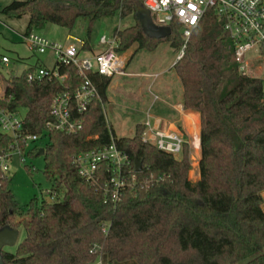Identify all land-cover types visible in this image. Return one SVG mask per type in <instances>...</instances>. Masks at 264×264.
Returning <instances> with one entry per match:
<instances>
[{
    "label": "trees",
    "instance_id": "16d2710c",
    "mask_svg": "<svg viewBox=\"0 0 264 264\" xmlns=\"http://www.w3.org/2000/svg\"><path fill=\"white\" fill-rule=\"evenodd\" d=\"M142 5L143 0H24L0 13L11 19L28 15L25 34H30L48 23L71 29L80 18L92 25L116 13L136 20ZM171 29L164 40L149 39L136 20L115 32L117 51L125 53L134 45L153 51L168 41L179 53L185 40L178 24ZM84 50H91L89 42ZM174 69L184 108L200 115L201 179L195 183L188 178L189 145L178 159L144 144L141 125L132 138L116 136L104 113L111 78L90 74L101 101L93 100L82 115L73 110V120H82L83 126L69 135L46 126L53 120L54 99L84 83L76 67L59 68L68 76L64 82L44 78L29 83V70L8 82L0 74L6 82L0 108L12 113L26 109L23 133L46 140L44 174L54 199L35 198L20 206L10 190L11 178L0 168V229L26 231L15 253L2 252L4 264H94L98 259L102 264H264V80L239 72L232 41L212 10L193 31ZM113 140L130 160L118 203L105 193L110 179L106 164L96 180L82 177L75 164L77 156L102 150ZM17 146L24 150L20 139L0 132V156ZM42 148L26 155L35 157ZM136 161L142 165L139 172Z\"/></svg>",
    "mask_w": 264,
    "mask_h": 264
},
{
    "label": "built area",
    "instance_id": "2783aa9c",
    "mask_svg": "<svg viewBox=\"0 0 264 264\" xmlns=\"http://www.w3.org/2000/svg\"><path fill=\"white\" fill-rule=\"evenodd\" d=\"M143 6L150 12L155 25L170 28L172 24L180 26L185 45L179 52L178 60L183 57L186 43L193 31L199 26L206 13L212 10L217 19L223 23L224 31L232 41L234 59L238 64L239 72L244 76L264 80V72L260 76L252 75L253 63L264 62V0H143ZM22 38L31 51L39 54L48 51L55 61L53 69L40 66L29 69L27 72L29 83L44 78L64 82L68 76L59 73V68L63 65L76 67L84 80L75 91L67 88L54 99L50 112L53 120L46 126L49 132L57 131L70 135L82 129L83 121L73 120V110L82 115L87 112L93 100L101 101L99 89L90 74H98L105 78L127 75L125 70L128 57L117 51L119 44L116 34L112 39L103 36L100 40L101 51L93 53L89 58L81 55V52L85 51V42H82L81 46L76 43L68 45L51 43L35 31L24 34ZM0 59L4 70L7 71L11 59L8 56H2ZM259 69L264 70L261 66ZM2 94L4 96L5 89ZM24 119L25 117H21L17 112L12 113L0 108V132L12 139H20L24 144V150L17 146L14 152L0 156V168L4 172L9 171L8 162L13 153L18 152L24 161L28 151L27 145L38 144L40 147L41 140L38 136L23 133ZM142 126L144 131L141 139L144 144L152 145L175 158L182 155L185 145H189L185 132L180 127L170 129L160 120L152 118L150 113H147ZM75 164L80 175L87 180H96L98 169L106 164L110 179L106 182L105 193L113 203L120 201V192L126 185L125 170L130 166V160L116 147L114 140L112 145L102 150L77 156ZM94 264H102L101 259Z\"/></svg>",
    "mask_w": 264,
    "mask_h": 264
},
{
    "label": "rangeland",
    "instance_id": "374dc122",
    "mask_svg": "<svg viewBox=\"0 0 264 264\" xmlns=\"http://www.w3.org/2000/svg\"><path fill=\"white\" fill-rule=\"evenodd\" d=\"M21 1L24 0H0V11L13 2ZM28 20V15L22 19H11L0 13V55H8L11 59L7 71L13 77L20 76L25 68L31 65L37 64L50 69L55 67L51 53L47 51L45 54H39L31 51L23 41ZM135 24L133 15L122 18L120 13H116L114 16L99 19L92 25L88 18H80L71 29L48 23L43 30L35 32L51 43L63 45L76 43L81 46L82 42H89L92 51L81 52L82 57L89 58L93 53L101 51L100 40L103 36L112 39L117 30H124ZM123 54L129 60L125 70L127 75H115L111 79L106 94L109 102L104 105V113L108 125L118 138H132L136 133V125L146 119L147 112L155 116L159 109L167 108L163 101L156 97L160 96L168 100L164 97V88H171L172 102L182 100V84L174 69L179 53L172 48L170 42L163 41L153 51L138 50V46L134 45ZM259 66L264 69V62L253 63V76H260L264 72ZM5 84L6 82L0 78V98L3 97ZM26 112V109H20L19 115L25 117ZM45 142L46 140L39 143L40 148ZM35 147H38V144L27 145L26 149L31 150ZM37 155L35 154V157L27 155L23 161L19 153L15 152L8 162L10 190L22 207H26L35 198L40 202L54 201L49 194L52 182L44 174V158ZM177 158L180 159L181 156ZM190 161L188 178L195 183L201 179V160L191 157ZM19 232L17 245L13 248H5L4 251L15 253L17 246L26 237L23 227Z\"/></svg>",
    "mask_w": 264,
    "mask_h": 264
},
{
    "label": "crops",
    "instance_id": "0c3cea01",
    "mask_svg": "<svg viewBox=\"0 0 264 264\" xmlns=\"http://www.w3.org/2000/svg\"><path fill=\"white\" fill-rule=\"evenodd\" d=\"M2 56H8V55H0V57ZM39 66L40 65H37V64L36 66L31 65V66L26 67L24 71H27L29 69L36 68ZM40 67H43V66H40ZM44 68L49 69L48 67H45V66ZM156 97L160 98L167 108L165 110L159 109L158 114L155 116H152L150 114L151 117L160 120L161 122H163L164 125H166L170 129H175L176 127H180L185 132L186 138L188 140L191 157H194V159L197 157L200 161L202 159L200 115L198 113L188 111L184 108L183 87H182V100L181 101L172 102L171 99L173 98V92L170 87L164 88V97H166L168 100H166L165 98H161L160 96H156ZM106 102H109L108 98ZM191 116H193L194 118V126L191 125L189 122ZM145 120L146 119H144L141 123L137 124L136 128L139 125L142 126Z\"/></svg>",
    "mask_w": 264,
    "mask_h": 264
},
{
    "label": "water",
    "instance_id": "95a60500",
    "mask_svg": "<svg viewBox=\"0 0 264 264\" xmlns=\"http://www.w3.org/2000/svg\"><path fill=\"white\" fill-rule=\"evenodd\" d=\"M136 20L140 24L143 33L153 40H164L171 36L172 29L170 27H159L153 23L150 12L142 5L135 13ZM0 74L3 79L8 82L11 79V75L4 69H0ZM45 149H41L38 152V156H44ZM136 171L141 170V163L136 161ZM20 232L12 227H4L0 229V264L3 263L2 252L5 248H13L17 245Z\"/></svg>",
    "mask_w": 264,
    "mask_h": 264
},
{
    "label": "bare ground",
    "instance_id": "6f19581e",
    "mask_svg": "<svg viewBox=\"0 0 264 264\" xmlns=\"http://www.w3.org/2000/svg\"><path fill=\"white\" fill-rule=\"evenodd\" d=\"M188 118H189V117H188ZM189 122H190L191 125L194 126V118H193V116L190 117V121H189ZM196 129H197V127H196ZM195 133H196V132H195Z\"/></svg>",
    "mask_w": 264,
    "mask_h": 264
}]
</instances>
